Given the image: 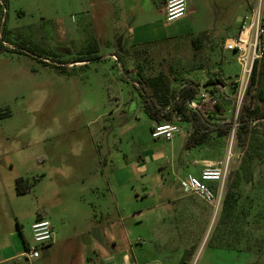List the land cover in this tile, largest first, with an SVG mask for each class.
<instances>
[{
    "label": "rangeland",
    "instance_id": "1",
    "mask_svg": "<svg viewBox=\"0 0 264 264\" xmlns=\"http://www.w3.org/2000/svg\"><path fill=\"white\" fill-rule=\"evenodd\" d=\"M4 1L0 36L7 46L2 48L0 41V110L10 115L0 118V179H41L36 193L56 188L52 204L58 218L67 211L82 216L81 200L95 206L103 201L111 208L107 179H142L133 177L141 158H154V163L146 166L147 176L158 174L165 180L163 188L155 192L162 201L165 191L171 199L184 195L175 191V185L183 174L199 175L198 160H203V169L229 155V174L238 171L240 179H246L249 168L252 179H264V157L257 158L253 151L258 142L253 141L246 150L237 147L232 138L228 151L230 136L212 134L205 145L186 150V125L177 118L172 121L182 130L175 138L153 140L152 122L142 110L135 85L137 71L145 77L162 73L170 77L173 87L191 80L200 86V92L210 94L213 89L206 81L215 77L219 79L215 84H223L233 96L240 67L234 55L223 49L225 40L236 35L231 26L232 9L212 15L211 29L204 34L124 51L123 64L117 60L124 41L119 38L126 36L130 20L119 18L114 25L116 32L106 21L107 31H103L97 5L80 12L76 0ZM86 2L82 0V5H89ZM258 7L264 15V0H255L254 9ZM185 14L193 17L187 9ZM198 37L200 45H194ZM257 89L243 103L258 104ZM223 115L234 126V103L224 104ZM96 184L105 201L102 195L90 197L89 188ZM253 192L240 198L243 207L263 211V194ZM186 200L191 211L179 205L166 212L165 203L141 224L133 223L129 216L126 224L133 240L145 241L136 249L139 259L158 264H217L215 259L220 256L243 257L249 253L248 257L255 258L254 264L258 258V264H264V245L260 242L249 251L245 242L231 243L240 245L235 247L239 251L216 250L219 212L213 217V208L196 196ZM27 219L17 223L31 244ZM233 223L237 226L239 219ZM260 235L264 231L256 238Z\"/></svg>",
    "mask_w": 264,
    "mask_h": 264
},
{
    "label": "crops",
    "instance_id": "2",
    "mask_svg": "<svg viewBox=\"0 0 264 264\" xmlns=\"http://www.w3.org/2000/svg\"><path fill=\"white\" fill-rule=\"evenodd\" d=\"M96 2V4L86 2L89 5L83 6L82 0L75 1L80 12L97 5L99 8L97 15L101 19L103 31H107L106 21L113 27L120 19L132 22L126 27V36L119 38L124 41L123 48L118 51L121 55L117 60H122L123 64L125 59L121 57L125 56L123 53L128 49L144 48L173 38L209 32L213 22L210 17L223 10L232 9L231 26L237 33L242 18L249 15L255 7V0H187V11L193 17L185 14L168 23L165 20L162 0H96ZM261 16L264 19L263 12ZM112 31L116 32V28L114 27ZM185 125L187 134L188 125ZM152 126L153 123L151 128ZM145 159L141 158L134 166L133 177L140 176L142 179L119 181L107 179L111 208L103 201L95 206L81 200L82 216L67 211L64 217L58 218L52 204L58 191L56 188H43L36 193V188L43 181L41 179H23L31 185L30 190L24 195L15 193L16 179H0V264H26L21 255L29 244L25 230H21L17 223L24 217H28L26 231L30 230L29 227L37 219L43 218L51 223L54 232L52 243L40 249L39 258L34 260V264H158L147 258L141 260L137 257L136 249L141 248L145 241L140 238L133 240L134 234L126 224L127 219L131 216L133 223L141 224L147 221L146 216L154 215L158 207L165 203L166 212L179 205H182V209L187 208V211H191V205L186 198L194 195H177L171 199L169 192L165 191L163 192L165 200L162 201L163 198L160 199L155 192L163 188L165 180L158 174L146 175V166L153 164L154 158ZM202 161L196 162L200 168L199 174L202 170ZM188 174L190 173L183 174L178 181ZM99 187L97 184L91 186L89 195L92 199L102 195V200L105 201ZM174 189L178 191V184ZM27 206L28 213H25ZM36 208L39 210L37 214ZM125 211L128 214H123ZM155 218L156 221L160 220L157 216ZM248 254L243 257L220 256L215 261L217 264H254L255 258L248 257ZM258 260L257 264L260 262L259 258Z\"/></svg>",
    "mask_w": 264,
    "mask_h": 264
},
{
    "label": "trees",
    "instance_id": "3",
    "mask_svg": "<svg viewBox=\"0 0 264 264\" xmlns=\"http://www.w3.org/2000/svg\"><path fill=\"white\" fill-rule=\"evenodd\" d=\"M1 7H5L4 0H0ZM199 41L200 38L198 37L193 40V44L198 45ZM136 74L135 85L142 99V110L153 124H160L177 118L178 121L188 125L185 141L186 150L205 145L212 134L217 137H224L230 136L232 133L237 147L249 150L253 141L258 142L253 151L256 152L257 158L263 159L264 150L261 153L257 151L264 149V59L254 66L246 91V96H248L254 88H258L256 99L258 104L250 106L242 103L234 126H232V120L223 115V108L225 103H234L235 91L232 93L233 96H230L224 90L220 93V99L215 105H206L192 111L187 108V102L194 99L200 92V86L196 82L184 80L173 87L168 75L159 73L153 77H145L140 71H137ZM218 81L219 79L215 77L207 79L206 85L214 86L211 92L225 87L223 84H215ZM233 86L235 88L234 84ZM9 115V111L0 110V118ZM246 174L248 178L240 179L238 171L232 172L224 185V194L218 211L220 214L219 228L217 227L216 231L219 240L216 246L218 249L239 251L235 247L240 245L234 246L235 244H231L233 242H245L247 251L251 247H256L258 242H260L259 245H264V235L256 238L258 232L264 231V210L254 211L249 206L244 208L240 201L243 195L247 197L253 190H256L254 191L255 195L261 196L263 194L262 196H264V186H261L264 179H252L249 168L246 170ZM14 187L17 195H24L30 190L31 185L19 178L15 180ZM234 221L238 223L237 226L234 225ZM253 232L256 236H253Z\"/></svg>",
    "mask_w": 264,
    "mask_h": 264
},
{
    "label": "built area",
    "instance_id": "4",
    "mask_svg": "<svg viewBox=\"0 0 264 264\" xmlns=\"http://www.w3.org/2000/svg\"><path fill=\"white\" fill-rule=\"evenodd\" d=\"M162 7L166 22H172L183 17L187 9V0H162ZM6 47L7 45L2 42ZM223 49L231 52L240 67L239 77L234 81L235 116L246 97L254 66L264 59V19L260 7L254 9L248 16L242 18L235 36L225 40ZM225 87L214 90L210 94L199 92L197 96L187 102V108L195 111L206 105H215L220 99V93ZM182 128L179 123L168 121L153 124L150 136L153 140L163 139L171 141ZM233 130V129H232ZM229 174V155L221 161L205 166L198 176L186 175L178 183V191L184 195H194L213 208V217L218 213L222 202V192ZM31 244L21 257L26 264L39 258L40 249L53 241L51 223L43 218L37 219L30 227Z\"/></svg>",
    "mask_w": 264,
    "mask_h": 264
},
{
    "label": "water",
    "instance_id": "5",
    "mask_svg": "<svg viewBox=\"0 0 264 264\" xmlns=\"http://www.w3.org/2000/svg\"><path fill=\"white\" fill-rule=\"evenodd\" d=\"M232 133H231V135H230V139H229V147H228V151L230 150V146H231V142H232Z\"/></svg>",
    "mask_w": 264,
    "mask_h": 264
}]
</instances>
